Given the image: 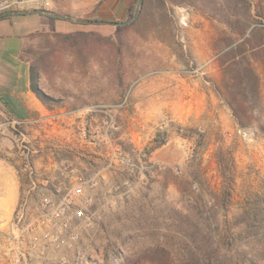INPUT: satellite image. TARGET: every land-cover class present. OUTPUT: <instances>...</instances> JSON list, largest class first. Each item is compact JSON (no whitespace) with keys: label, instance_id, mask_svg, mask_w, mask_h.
Masks as SVG:
<instances>
[{"label":"rangeland","instance_id":"obj_1","mask_svg":"<svg viewBox=\"0 0 264 264\" xmlns=\"http://www.w3.org/2000/svg\"><path fill=\"white\" fill-rule=\"evenodd\" d=\"M249 1L250 21L245 0H146L143 14L121 29L112 22L138 11L131 0L49 6L82 24L32 36L23 56L54 99L49 104L89 107L65 110L68 117L55 125L70 141L54 151L60 191L36 187L27 206L32 215L42 195L64 194L79 176L87 181L78 202L85 201L91 224L64 251L70 264H264V0ZM255 20L262 25L245 45L260 83L251 97L226 87L218 55ZM160 83L177 104L146 117L134 104L150 96L137 91L133 100V90ZM194 87L217 91L229 108L241 106L246 127L231 108L177 123L174 115L192 117L183 106ZM25 126L11 129L22 168L34 135ZM162 140L164 147L152 149Z\"/></svg>","mask_w":264,"mask_h":264},{"label":"crops","instance_id":"obj_2","mask_svg":"<svg viewBox=\"0 0 264 264\" xmlns=\"http://www.w3.org/2000/svg\"><path fill=\"white\" fill-rule=\"evenodd\" d=\"M50 5L51 7L54 5L56 8L61 7L60 0H52L46 6L48 9L24 6L12 10H28V12L12 13L5 18L0 17V232L8 231L16 209L20 206L25 195L31 191L32 183L46 191L54 189L55 185L60 184V182L54 181L55 177L59 176L57 173L58 162L54 157V151L69 145L70 141L68 138L64 139L56 135L55 125L64 122L68 117L65 110H84L89 107L84 105L68 109L63 106L43 103L31 90L33 70L30 61L23 54L32 36L36 34H67L77 31L82 24L81 21L66 12L59 13L49 10L51 9ZM79 10L80 8H78V14ZM63 21L72 24L69 28L62 27ZM166 86V83H160L156 88L143 87L133 90V100H135L137 91L138 95L142 91L144 96H150V98H144L143 102H137L134 106H141L142 111H146L148 114L145 116L150 117L153 115L152 113L166 111L168 105H176L177 96H170L168 99ZM192 93L191 97H184L186 103L183 106V109H187L192 117L174 115L173 118L177 123L183 121V124H190L196 121L200 112L203 111L210 114L230 111L223 97L215 90L207 89L205 91L194 87ZM194 96L197 101H195V106H192L194 105L192 101ZM182 105L184 104L182 103ZM183 109H180L179 112L184 111ZM218 116L219 118L214 117V120L220 125H224L221 116ZM14 122L22 123L30 127L29 129L34 128V135L29 139L30 149L28 148L32 153L31 166L34 173L31 176L20 164V153L15 148L16 140L11 132L15 125ZM151 123L154 124V120H151ZM42 131L44 134L40 135ZM80 146L92 147L87 142H83ZM164 146L165 144L162 145V147ZM69 148L71 149L70 146ZM50 255L52 254L50 253ZM67 257L69 260L65 264H70L71 258ZM49 264L56 263L50 261Z\"/></svg>","mask_w":264,"mask_h":264},{"label":"built area","instance_id":"obj_3","mask_svg":"<svg viewBox=\"0 0 264 264\" xmlns=\"http://www.w3.org/2000/svg\"><path fill=\"white\" fill-rule=\"evenodd\" d=\"M52 0H3L0 12L19 7H46ZM15 124H22L14 122ZM84 133V130H83ZM124 157L120 156L123 162ZM24 169L32 175L31 159L26 153ZM75 183L64 194H44L34 210L28 214V194L22 199L7 232H0V264H65L64 251L70 249L80 236L79 229L91 224L92 214L85 201L78 200L84 193L86 180L76 177ZM56 186V185H55ZM31 191L37 186L32 183ZM60 184L56 191H60ZM56 197V198H55ZM54 250L55 254L50 255Z\"/></svg>","mask_w":264,"mask_h":264},{"label":"trees","instance_id":"obj_4","mask_svg":"<svg viewBox=\"0 0 264 264\" xmlns=\"http://www.w3.org/2000/svg\"><path fill=\"white\" fill-rule=\"evenodd\" d=\"M145 3L146 0H131V6L133 5V8L138 7V14L136 16V19H138L143 14ZM245 3L246 18L247 21H250L253 19L251 14V3L249 0H245ZM8 15L9 14L3 15L1 16V18H5ZM131 15L132 11L129 12V17H131ZM255 21V26H253L250 30L249 27L238 30V36L241 38V40L239 42H237V40L235 42L231 41V43L227 45V49L223 50L218 55V57H220V65L222 66L223 72V81L226 87H231L232 89L235 86L240 91H243L240 92V94L246 92L247 94H250L251 97L258 96L260 83L258 74L250 63V60L252 59V53L247 50V48H245V45L247 44L250 35H252L256 31V28L259 27V25H262V22L260 20ZM123 27L125 26H117L118 29H121ZM31 81V90L41 102L49 103L54 101L51 96L46 94L38 87L36 77L34 75L32 76ZM236 97L237 96L234 97V101H239L238 99L240 98ZM229 105L237 125L239 127H246L247 124L242 120V118L244 117V110L241 109L242 107L239 105L233 106L230 103ZM163 144L164 140L155 142L154 146H152V149H156Z\"/></svg>","mask_w":264,"mask_h":264},{"label":"water","instance_id":"obj_5","mask_svg":"<svg viewBox=\"0 0 264 264\" xmlns=\"http://www.w3.org/2000/svg\"><path fill=\"white\" fill-rule=\"evenodd\" d=\"M45 13H48L50 14L48 11L46 10H43ZM28 12V10H5V11H2L0 12V17L3 16V15H6V14H12V13H26ZM137 12L136 11L128 20H125V21H115V22H112L113 24L115 25H127V24H130L137 16ZM89 21V20H88Z\"/></svg>","mask_w":264,"mask_h":264}]
</instances>
